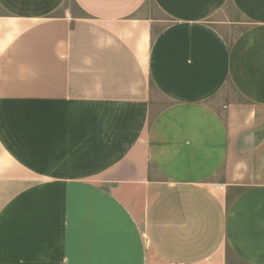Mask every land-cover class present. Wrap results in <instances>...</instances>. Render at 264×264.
<instances>
[{
	"label": "crops",
	"instance_id": "obj_1",
	"mask_svg": "<svg viewBox=\"0 0 264 264\" xmlns=\"http://www.w3.org/2000/svg\"><path fill=\"white\" fill-rule=\"evenodd\" d=\"M0 264H264V0H0Z\"/></svg>",
	"mask_w": 264,
	"mask_h": 264
},
{
	"label": "rangeland",
	"instance_id": "obj_2",
	"mask_svg": "<svg viewBox=\"0 0 264 264\" xmlns=\"http://www.w3.org/2000/svg\"><path fill=\"white\" fill-rule=\"evenodd\" d=\"M151 8V12H152V15L156 16V17H159V14L158 12L156 11V9L153 7V5L151 3L147 4V9H150ZM229 16L228 17H224L225 20H227L228 18L229 19H240L239 18V15L233 10V9H229V12H228Z\"/></svg>",
	"mask_w": 264,
	"mask_h": 264
}]
</instances>
